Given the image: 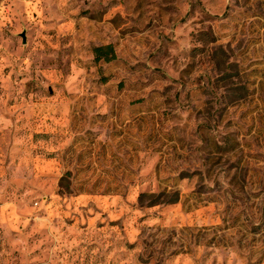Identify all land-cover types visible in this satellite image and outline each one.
Masks as SVG:
<instances>
[{
  "label": "rangeland",
  "instance_id": "obj_1",
  "mask_svg": "<svg viewBox=\"0 0 264 264\" xmlns=\"http://www.w3.org/2000/svg\"><path fill=\"white\" fill-rule=\"evenodd\" d=\"M0 264H264V0H0Z\"/></svg>",
  "mask_w": 264,
  "mask_h": 264
},
{
  "label": "trees",
  "instance_id": "obj_2",
  "mask_svg": "<svg viewBox=\"0 0 264 264\" xmlns=\"http://www.w3.org/2000/svg\"><path fill=\"white\" fill-rule=\"evenodd\" d=\"M93 51L96 62H110L117 58L116 50L112 43L105 45H96L94 46Z\"/></svg>",
  "mask_w": 264,
  "mask_h": 264
},
{
  "label": "water",
  "instance_id": "obj_3",
  "mask_svg": "<svg viewBox=\"0 0 264 264\" xmlns=\"http://www.w3.org/2000/svg\"><path fill=\"white\" fill-rule=\"evenodd\" d=\"M24 36V40H25V35H23Z\"/></svg>",
  "mask_w": 264,
  "mask_h": 264
}]
</instances>
